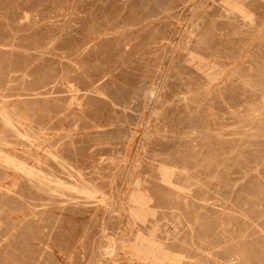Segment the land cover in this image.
Segmentation results:
<instances>
[{"label":"rangeland","instance_id":"1","mask_svg":"<svg viewBox=\"0 0 264 264\" xmlns=\"http://www.w3.org/2000/svg\"><path fill=\"white\" fill-rule=\"evenodd\" d=\"M263 9L0 0V264H264Z\"/></svg>","mask_w":264,"mask_h":264},{"label":"bare ground","instance_id":"2","mask_svg":"<svg viewBox=\"0 0 264 264\" xmlns=\"http://www.w3.org/2000/svg\"><path fill=\"white\" fill-rule=\"evenodd\" d=\"M202 7V6H201ZM183 8V7H182ZM264 10V9H263ZM169 13V12H168ZM161 18V17H160ZM220 19V18H219ZM198 22V21H197ZM225 22V20H224ZM215 23V22H214ZM139 24V23H138ZM236 24V23H235ZM197 25V24H196ZM211 26V25H210ZM215 27V26H214ZM230 27V26H229ZM244 28V27H243ZM253 29V28H252ZM91 30V29H90ZM257 30V29H256ZM234 35V34H233ZM235 36V35H234ZM98 38V37H97ZM234 38V37H233ZM250 45V44H249ZM253 46V45H252ZM193 50V49H192ZM153 52V51H152ZM251 52V51H250ZM200 60V59H199ZM163 61V60H162ZM142 63V62H141ZM183 63V62H182ZM186 63V62H185ZM94 66V65H93ZM122 66V65H121ZM184 66V65H183ZM212 67V66H211ZM182 69V68H181ZM200 69V68H199ZM257 70V69H256ZM252 71V70H251ZM180 72V71H179ZM96 74V73H95ZM63 76V75H62ZM68 76V75H67ZM171 77V76H170ZM263 79V78H262ZM252 80V79H251ZM228 84V83H227ZM143 85V84H142ZM207 85V84H206ZM163 86V85H162ZM138 87V86H137ZM195 87V86H194ZM75 88V87H74ZM185 88V87H184ZM168 89V88H166ZM163 94V93H162ZM82 95V94H81ZM87 95V94H86ZM119 95V94H118ZM168 97V96H167ZM163 100V99H162ZM165 101V100H164ZM187 103V102H186ZM2 106V105H1ZM7 109V108H6ZM67 109V108H66ZM148 110V109H147ZM263 111V110H262ZM152 115V114H151ZM143 116V115H142ZM1 117V116H0ZM19 122V121H18ZM11 123V122H10ZM30 129V128H29ZM154 129V128H153ZM71 131V130H70ZM65 135V134H63ZM32 136V135H31ZM24 137V136H23ZM48 137V136H47ZM65 137V136H64ZM33 138V137H32ZM25 139V138H24ZM149 139V138H148ZM61 140V139H60ZM117 140V139H116ZM151 140V139H150ZM162 141V140H161ZM182 141V140H181ZM123 142V141H122ZM6 144V143H5ZM11 145V144H10ZM11 147V146H10ZM35 148V147H34ZM143 149V148H142ZM41 152V151H40ZM207 154V153H206ZM30 155V154H29ZM48 155V154H47ZM29 157V156H28ZM200 158V157H199ZM15 161V160H14ZM216 161V160H215ZM37 162V161H36ZM234 162V161H233ZM19 163V162H18ZM22 163V162H21ZM16 167V166H15ZM19 168V167H18ZM25 168V167H24ZM23 168V169H24ZM62 168V167H61ZM67 169V168H66ZM16 170V169H15ZM231 170V169H230ZM42 173V172H41ZM75 174V173H74ZM162 174V173H161ZM223 174V173H222ZM45 177V176H44ZM37 178V177H36ZM205 178V177H204ZM162 180V179H161ZM216 180V179H215ZM64 182V181H63ZM72 182V181H71ZM61 183V182H60ZM111 184V183H110ZM164 184V183H163ZM199 184V183H198ZM77 185V184H76ZM88 185V184H87ZM173 185V184H172ZM201 186V185H200ZM82 187V186H81ZM130 187V186H129ZM224 189V188H223ZM97 190V189H96ZM144 190V189H143ZM225 190V189H224ZM69 191V190H68ZM84 191V190H83ZM74 192V191H73ZM88 192V191H87ZM59 194V193H58ZM90 194V193H89ZM119 195V194H118ZM130 195V194H129ZM183 195V194H182ZM74 196V195H73ZM227 196V195H226ZM80 198V197H79ZM117 199V198H116ZM220 199V198H219ZM227 199V198H226ZM76 201V199H74ZM129 201V200H128ZM227 201V200H226ZM74 202V201H73ZM216 202V201H215ZM223 202V201H222ZM153 210V209H152ZM144 213V212H143ZM95 217V216H94ZM128 223V222H127ZM160 225V224H159ZM136 226V225H135ZM128 227V226H127ZM133 229V228H132ZM134 231V230H133ZM133 235V234H132ZM233 237V236H232ZM125 239V238H124ZM104 240V239H103ZM105 242V241H104ZM164 246V245H163ZM173 246V245H172ZM107 247V246H106ZM218 247V246H217ZM111 249V248H110ZM140 250V249H139ZM238 250V249H237ZM241 251V250H240ZM141 252V255L142 254V251ZM146 252V251H144ZM138 253V251H137ZM199 253V252H198ZM140 254V253H139ZM204 255V254H203ZM215 256V255H214ZM208 257V256H207ZM103 259V258H102ZM108 259V258H107ZM118 259V258H117ZM247 260V259H246ZM116 262V261H115ZM213 263V262H212ZM214 264V263H213Z\"/></svg>","mask_w":264,"mask_h":264}]
</instances>
